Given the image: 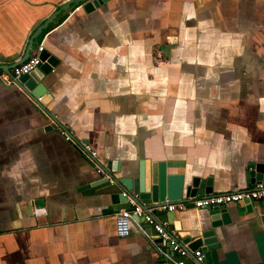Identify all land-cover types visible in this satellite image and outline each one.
<instances>
[{"label":"crops","instance_id":"0c3cea01","mask_svg":"<svg viewBox=\"0 0 264 264\" xmlns=\"http://www.w3.org/2000/svg\"><path fill=\"white\" fill-rule=\"evenodd\" d=\"M72 1L0 0V76L39 44L54 62L39 99L0 81V264H173L149 227L115 231L130 200L157 204L158 164L176 178L168 196L180 184L163 202L184 208L155 217L192 264L188 243L210 229L192 201L252 188L264 164V0H107L90 12ZM143 163L151 201L89 187L136 178ZM191 178L210 192L187 197ZM245 207L221 208L216 264H264V202Z\"/></svg>","mask_w":264,"mask_h":264},{"label":"water","instance_id":"95a60500","mask_svg":"<svg viewBox=\"0 0 264 264\" xmlns=\"http://www.w3.org/2000/svg\"><path fill=\"white\" fill-rule=\"evenodd\" d=\"M74 1L80 0H73ZM107 0H87L85 3L82 4L81 8L84 12H90L94 8H97L102 3L106 2ZM27 58V56H26ZM38 59L40 64L30 73L24 76H20L15 79V83L19 84V86L26 90V92L32 96L34 99L40 98L42 95L46 93V89L41 84V80L47 73L50 71L51 67L53 66V59L49 57L48 53L42 51L38 54ZM6 74H9V71H5ZM113 167V166H112ZM111 171H114L111 168ZM151 171L150 165L148 166L147 163H143L142 166L138 169V175L136 178H119L114 183L123 193V190L127 191L131 194L132 198L136 200L138 203L142 201H151L152 196V182H151ZM249 177H251L255 183H263L264 184V164H256L249 171ZM103 178L100 181L92 182L89 184V187H94L97 185H101L107 182V179ZM178 179V178H177ZM176 181V178L173 177H166L164 174V166L162 164L157 165V176H156V193H157V203L163 202L165 198H170V200H177L179 199V188L180 184L174 182L176 190H174V195L168 196L167 191L171 181ZM253 183V186L254 184ZM252 186V187H253ZM88 188V186H87ZM209 191V180H202L200 181L197 178H191L189 184L185 188V194L189 198H194L201 194H208ZM122 196L121 194L112 195V203H117ZM126 201V198L121 200V202ZM243 204L246 206V210H251L250 201L245 200ZM209 226L210 229L200 231L198 237L189 242L188 239H185L182 243L185 244L189 242L187 245V249L189 251H193L195 249H199L202 254L206 264H216V250L218 249V244L216 242V238L214 236V229L218 228L229 221V217L225 210L219 207H212L209 208ZM264 220V217L262 218ZM167 252H170L169 248ZM171 256L173 255L170 252Z\"/></svg>","mask_w":264,"mask_h":264},{"label":"built area","instance_id":"2783aa9c","mask_svg":"<svg viewBox=\"0 0 264 264\" xmlns=\"http://www.w3.org/2000/svg\"><path fill=\"white\" fill-rule=\"evenodd\" d=\"M42 52V45L39 44L35 49V54L28 56L22 63L13 67L9 74L0 76V81L4 84H11V81L17 79L20 76L27 75L33 71L39 64L38 54ZM39 99V98H38ZM66 141L69 138L61 132ZM81 150L88 154L90 157H94V152L90 150L87 145H82ZM97 174H102L101 169L98 167L95 169ZM106 178V177H105ZM107 182L110 185L114 184L113 179L108 178ZM122 197H125L124 193H121ZM245 200L250 202H264V184L255 183L254 186L248 190H234L224 194H215L196 198L192 201V205L196 209H209L212 207H225L230 204H243ZM184 208V204L160 202L150 207H143L138 204H134L132 200L129 201V208L120 211L116 214L115 218V231L118 236H125L127 234V228L129 222H134L140 231L144 227H149L154 236L164 243L173 255H177L178 259L171 262L173 264H184L185 259L189 253L183 247L179 241L177 232L171 227L168 220H157L156 213L170 214L175 210H181ZM192 264H206L203 258V254L199 249L193 250L191 253ZM165 257L168 258L167 255ZM169 259V258H168Z\"/></svg>","mask_w":264,"mask_h":264}]
</instances>
